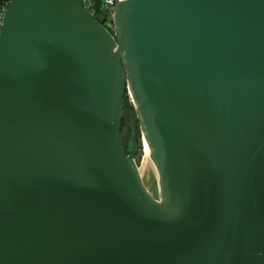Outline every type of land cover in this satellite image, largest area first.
Masks as SVG:
<instances>
[{
  "label": "water",
  "instance_id": "95a60500",
  "mask_svg": "<svg viewBox=\"0 0 264 264\" xmlns=\"http://www.w3.org/2000/svg\"><path fill=\"white\" fill-rule=\"evenodd\" d=\"M112 23L1 9L0 264H264V0H120Z\"/></svg>",
  "mask_w": 264,
  "mask_h": 264
},
{
  "label": "rangeland",
  "instance_id": "374dc122",
  "mask_svg": "<svg viewBox=\"0 0 264 264\" xmlns=\"http://www.w3.org/2000/svg\"><path fill=\"white\" fill-rule=\"evenodd\" d=\"M104 18V16H103ZM104 20V19H103ZM105 25L110 32H113V23L108 22V20L103 21L102 23ZM132 125L133 130V138H132V149H131V156L135 160L138 166L140 165L143 152V145H142V133L139 128L138 120L135 114V110L133 108L132 102L130 97L125 92L123 96V106H122V117L120 121V140L122 144L127 142L130 131V126ZM142 149V150H141ZM144 178V184L148 190L152 189L151 181L146 177Z\"/></svg>",
  "mask_w": 264,
  "mask_h": 264
},
{
  "label": "bare ground",
  "instance_id": "6f19581e",
  "mask_svg": "<svg viewBox=\"0 0 264 264\" xmlns=\"http://www.w3.org/2000/svg\"><path fill=\"white\" fill-rule=\"evenodd\" d=\"M128 96L130 97L131 100V96L128 90L125 91ZM142 133V132H141ZM142 145H143V155H142V159L140 162V165L138 166V164H136V169L138 172V175L140 177L141 183L143 184L144 188L146 189V191L154 196V197H158L159 196V185H158V176H157V171L155 168V165L153 163V160L150 156L148 147L145 143V140L143 138L142 135ZM143 177H149L148 179L151 181L152 183V189L148 190L144 184V178Z\"/></svg>",
  "mask_w": 264,
  "mask_h": 264
},
{
  "label": "built area",
  "instance_id": "2783aa9c",
  "mask_svg": "<svg viewBox=\"0 0 264 264\" xmlns=\"http://www.w3.org/2000/svg\"><path fill=\"white\" fill-rule=\"evenodd\" d=\"M6 0H0V13H1V9L3 8V5L5 3ZM120 0H103V6L101 9V12L99 13H94L93 8H92V3L93 0H82L83 3V7L89 11L93 16L100 17L102 19L108 20V22L110 21V23H112V16H113V5ZM99 15V16H98ZM104 16V18H103Z\"/></svg>",
  "mask_w": 264,
  "mask_h": 264
},
{
  "label": "flooded vegetation",
  "instance_id": "af4514ba",
  "mask_svg": "<svg viewBox=\"0 0 264 264\" xmlns=\"http://www.w3.org/2000/svg\"><path fill=\"white\" fill-rule=\"evenodd\" d=\"M95 15H96V14H95ZM98 16H99V15H98ZM129 134H130V132H129ZM129 136H130V135H129ZM129 139H130V137H128L127 142H126L125 144H122V143H121L123 147H126V146L129 144Z\"/></svg>",
  "mask_w": 264,
  "mask_h": 264
},
{
  "label": "trees",
  "instance_id": "16d2710c",
  "mask_svg": "<svg viewBox=\"0 0 264 264\" xmlns=\"http://www.w3.org/2000/svg\"><path fill=\"white\" fill-rule=\"evenodd\" d=\"M97 19L101 22V23H103V19L102 18H100V17H97ZM130 132V131H129ZM142 150V149H141Z\"/></svg>",
  "mask_w": 264,
  "mask_h": 264
}]
</instances>
